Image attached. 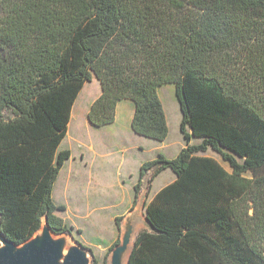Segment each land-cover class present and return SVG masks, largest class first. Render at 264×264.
I'll use <instances>...</instances> for the list:
<instances>
[{"label":"trees","instance_id":"obj_1","mask_svg":"<svg viewBox=\"0 0 264 264\" xmlns=\"http://www.w3.org/2000/svg\"><path fill=\"white\" fill-rule=\"evenodd\" d=\"M93 77L101 87L87 112L93 126L114 122L118 101L129 99L132 130L164 140V83L174 84L181 111L185 145L139 167L133 204L149 169L168 167L175 178L144 204L149 228L128 263L264 264V0H0V230L8 240H27L44 216L54 232L70 230L52 197L70 157L59 144ZM208 149L230 170L197 154Z\"/></svg>","mask_w":264,"mask_h":264},{"label":"rangeland","instance_id":"obj_2","mask_svg":"<svg viewBox=\"0 0 264 264\" xmlns=\"http://www.w3.org/2000/svg\"><path fill=\"white\" fill-rule=\"evenodd\" d=\"M98 83L87 84L76 98L74 105L81 115L78 121H70L59 144V149L70 150V157L64 161L52 192L53 200L64 207L56 210V214L71 227L63 235L69 244L78 243L86 249L89 264L109 262L111 245L120 239L124 218L129 213L138 212L135 234L146 228L144 204L175 178L168 167L156 175H153L154 168L149 169L141 179L137 201L133 204V186L140 165L157 157L158 153L172 158L185 145L173 83L162 84L158 91L168 124V134L162 141L133 132L128 115L122 113L109 124L91 125L82 111L87 113L90 107L91 95L86 97V93L94 91L95 94L100 87ZM130 105L134 107L131 101ZM200 140L192 137L191 142ZM197 154L211 156L230 170L228 163L211 149ZM246 175L251 176V173ZM117 216L120 220L116 224Z\"/></svg>","mask_w":264,"mask_h":264},{"label":"water","instance_id":"obj_3","mask_svg":"<svg viewBox=\"0 0 264 264\" xmlns=\"http://www.w3.org/2000/svg\"><path fill=\"white\" fill-rule=\"evenodd\" d=\"M137 216V211L125 216L122 235L111 248L107 264H124L125 259L126 264H129V255L140 231L136 234L134 232ZM145 221L146 228H149L146 218ZM64 233L66 232H54L45 216L40 228L21 243L8 240L0 230V264H89L86 249L78 243L69 244Z\"/></svg>","mask_w":264,"mask_h":264},{"label":"crops","instance_id":"obj_4","mask_svg":"<svg viewBox=\"0 0 264 264\" xmlns=\"http://www.w3.org/2000/svg\"><path fill=\"white\" fill-rule=\"evenodd\" d=\"M98 83L99 81L95 78V77H93L92 78V80H90V81H86L85 83H84V85H83V87H82V89L80 90V94H81V92L84 90V88H85V86L87 85V84H90V83ZM99 84V83H98ZM158 91H159V88H158ZM100 92H101V87H99L98 88V90H97V92L94 94V91H91V92H87L86 93V97H89V95H91V99H90V101H89V103H90V105H91V103L93 102V100L100 94ZM160 96V95H159ZM78 98V97H77ZM161 99V98H160ZM77 100V99H76ZM75 100V101H76ZM130 101L131 100H129V99H122V100H120V101H118V103H117V106H116V116H115V119L117 120V118H118V115H119V113H122V114H126V115H128V121H130V123H131V118H132V115H133V110H134V107L132 108L131 107V105H130ZM162 101V100H161ZM132 102V101H131ZM133 103V102H132ZM74 104H75V102H74ZM165 110V109H164ZM84 114H82V116L83 115H85L86 114V117H87V113H85L84 111H82ZM87 112H88V110H87ZM165 114H166V112H165ZM80 115H81V111L79 110V108L77 107V105H73L72 106V110H71V117H70V121L73 119L74 121H78V120H76V119H78V117L80 118ZM85 117V116H84ZM116 120H114V121H116ZM70 121H69V123H68V128H69V124H70ZM131 126V125H130ZM67 128V129H68ZM132 129V128H131ZM133 131V130H132ZM134 132V131H133ZM192 141V140H191Z\"/></svg>","mask_w":264,"mask_h":264},{"label":"bare ground","instance_id":"obj_5","mask_svg":"<svg viewBox=\"0 0 264 264\" xmlns=\"http://www.w3.org/2000/svg\"><path fill=\"white\" fill-rule=\"evenodd\" d=\"M124 264H126V259L124 260Z\"/></svg>","mask_w":264,"mask_h":264}]
</instances>
